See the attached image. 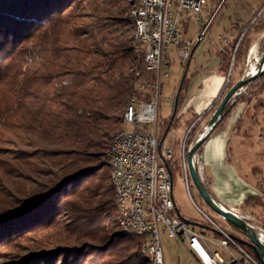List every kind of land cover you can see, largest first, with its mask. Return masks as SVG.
I'll use <instances>...</instances> for the list:
<instances>
[{"label":"trees","instance_id":"16d2710c","mask_svg":"<svg viewBox=\"0 0 264 264\" xmlns=\"http://www.w3.org/2000/svg\"><path fill=\"white\" fill-rule=\"evenodd\" d=\"M129 4L134 1L0 0V145L7 147L0 148L6 159L0 177L10 187L0 197V226L13 220L0 232L8 236L52 224L62 209L80 237L99 244L77 264H148L141 252L145 239L119 226L107 155L129 99H149L146 87L153 81L143 56L133 52ZM260 8L258 20L248 19L242 38L232 42L235 54L242 45L247 55L249 44L243 43L264 18V3ZM207 23L183 69L206 36ZM232 70L225 90L232 86ZM185 83L186 75L160 136L175 122ZM238 99L231 97L215 129ZM200 127L199 118L188 124L194 143ZM194 143L185 142V156ZM94 229L98 236L92 238Z\"/></svg>","mask_w":264,"mask_h":264},{"label":"built area","instance_id":"2783aa9c","mask_svg":"<svg viewBox=\"0 0 264 264\" xmlns=\"http://www.w3.org/2000/svg\"><path fill=\"white\" fill-rule=\"evenodd\" d=\"M138 3V33L135 40L139 54L147 71L153 74V81L146 87L149 99L140 100L134 97L129 105L126 125L133 130L124 129L119 135V146L113 148V163L116 167V180L120 190L122 207L125 209V222L128 230L134 231L137 236L145 239L143 249L156 259L157 264H165L161 246V238L166 236L183 244L186 252L195 264H264L259 262L244 248L240 240L219 227L209 217L204 216L209 228L195 231L193 223L181 218L177 214L172 195L173 187V151L163 142H159V103L162 89V80L168 78V53L176 48V54L181 64L189 58L192 40L184 41L185 25L182 16L193 18L200 29L206 23L203 13L207 0H141ZM263 12L261 9H251L250 23ZM247 27H241L237 35L242 38ZM231 35H219L217 40L221 49H231L234 57L235 49L231 48ZM237 38V37H236ZM257 44L248 51V64L242 79L254 76L260 67L261 58L257 56ZM230 70L228 71L229 76ZM138 91L144 90L138 86ZM245 88L242 87L239 89ZM150 127L147 130L144 127ZM183 175L188 189V169L185 159V149L180 151ZM196 154L193 157V164ZM234 215L236 208L227 209ZM252 231L258 241L264 245V228L262 225L251 223ZM244 245V246H243ZM248 247V246H247Z\"/></svg>","mask_w":264,"mask_h":264},{"label":"rangeland","instance_id":"374dc122","mask_svg":"<svg viewBox=\"0 0 264 264\" xmlns=\"http://www.w3.org/2000/svg\"><path fill=\"white\" fill-rule=\"evenodd\" d=\"M127 1L129 2L131 0ZM132 1H134V4H129V11L131 15L135 5L137 4V0ZM223 1L224 0H207V6L203 13V17L206 19V23L209 21L207 23V27L209 28L204 40L194 51V59H196L198 63L204 64L208 57V50H211V48L218 45V43L220 44L217 40L219 35H231L232 42L236 39V37L238 38L237 35L241 32V27L246 25L248 19L252 18L249 11L251 9H261L260 6L264 3V0H226L224 5L221 7ZM220 7L221 9H219ZM215 14H217V16L212 21V17ZM259 16L256 17L255 21L258 20ZM182 20L186 28L183 32V39L191 38L193 41L201 39L204 33L201 29L204 26L198 29V23L193 18L186 19V17L182 16ZM245 39L247 40L243 44L248 43L249 49L254 44H257V56L261 58L264 54V18L254 27V29L249 30ZM227 49L228 48L223 50L224 56L222 57L223 69L226 73L225 86L228 83V71L231 68H233V70L229 85H234L238 80L242 79L244 74L243 71L246 69L248 64V52L245 56L242 45L239 47L238 53H236L234 57L230 55V50ZM167 53L170 63L167 67L168 78L161 81L162 89L158 113V138L159 140L164 138V142L166 143L165 145L173 151L174 165L172 171V193L175 204L179 210V214L185 220L193 223L194 226H192V228L195 230H198L199 226H204V230L207 231L209 225L207 220L204 218V216H207L229 234L235 236L236 238H242L243 235L239 230L205 205L193 187L188 173L187 189L183 175L180 151L182 147L186 149L185 142L188 144H190V142L194 143V137L190 138V135L193 134H190L188 137L189 128L185 130L181 139L177 137V133L175 131L177 128L175 129L174 127H172V129L165 134L166 137L164 133L160 136L161 131L166 126L169 117L165 119L161 118L166 117L170 113V99H172V108L175 94L182 81L184 72L183 66L177 57L176 48L169 49ZM192 63L193 62L191 61V66ZM263 81L264 79H260L254 83L251 82L253 84L250 83L248 88L245 87L240 91L238 90L234 94V97H239V103L244 105L246 108V115H243L244 126L241 131L246 130L249 135H235L231 141V146L233 148L232 154L234 155V153L237 152V155H234L233 164L236 168H238V170H240L244 179L249 178L253 180L250 173L251 169H260L261 174H259L258 177L264 194V88L262 89L263 91L260 90L262 85H264ZM225 86L223 89L224 93L227 92V89L225 90ZM223 92V95L221 94V98L224 96ZM171 118L172 114L169 118V122ZM172 126H174V123ZM123 128L126 132H131L133 130L131 125H124ZM145 128L150 130V127L148 126L143 129ZM204 128L205 127L201 129L200 127L197 129V132L194 134V136L198 134L197 139L203 132ZM259 128L262 130H259ZM259 132L262 133L263 140L259 144L262 149L258 153L255 149H257L258 146L256 135ZM0 148L7 149L4 145H0ZM185 159L187 162V154ZM4 160H6L5 157L0 156V161L4 162ZM102 161L105 162V157L102 158ZM193 165L198 173L197 160ZM1 179L2 178L0 177V197H2V193L10 192V187L3 184ZM262 200L263 202H260L262 209H258V212L260 213L259 216L256 214L254 215L253 213L249 215L246 211L236 208L237 214L242 216V219L245 222L254 225H262L264 228V196ZM69 217V213L59 209L52 224L30 228L28 230H20L19 233L8 236L0 232V264H77L78 262L85 260L86 254L84 251L97 249L99 244L93 240H88V238L85 239L80 237L78 233L79 231L73 226L72 222L68 220ZM11 223H13V220L3 223L0 226V231L3 230L6 225H10ZM90 233L92 238L98 236L97 229L91 230ZM163 251L165 255L170 252V259L167 260L166 264H193V262L185 256V254L179 257L176 253V247L174 244L166 245L163 243Z\"/></svg>","mask_w":264,"mask_h":264},{"label":"crops","instance_id":"0c3cea01","mask_svg":"<svg viewBox=\"0 0 264 264\" xmlns=\"http://www.w3.org/2000/svg\"><path fill=\"white\" fill-rule=\"evenodd\" d=\"M187 40L193 41L191 38L184 39V41ZM199 40L200 39H198V41ZM203 40L204 38L200 43ZM222 52L223 50L219 43L218 45L213 46L211 50H208V57L204 64L198 63V61L194 59V52L188 67L186 66L184 68L186 83L181 94L182 98L179 108L175 115L174 126H171L170 128V130L172 127L175 129L177 128L175 131L177 137L180 139L185 130H187L188 124L193 117L196 119L199 118L202 128L205 127L213 114V111L211 113L207 112L217 101H220L226 81V73L223 69L221 55ZM191 61L193 62L192 66ZM169 63L170 61L168 58L167 67L169 66ZM171 100L172 99H170V110ZM175 100L176 98L174 99V102ZM245 109V106L241 103L237 104L226 121L214 129L204 141L196 152L197 169L203 185L215 202L224 208H237L246 211L249 215L253 213L254 215L256 214L259 216L260 213L258 212V209H262L260 202H263L262 199L264 196L260 186L261 182L258 177V175L261 174V171L259 168H252L250 173L253 180L249 178L244 179L240 170H238L233 164L234 155H237V152H235L234 155L232 154L233 148L231 146V141L235 135H249L246 130L241 131L244 126L243 115H246ZM169 114L161 119L167 118ZM259 130L262 129L259 128ZM168 132L165 130L164 135ZM256 140L258 146L255 150L259 153L262 149L259 144L263 140L261 132L256 135ZM162 142L166 144L164 138L162 139ZM176 210L177 214L180 216L177 206ZM163 243L166 245L174 244L176 247V253L179 257L185 254V256L195 264L186 252L183 244L178 243L174 239L163 236L161 238V246L165 264L167 263V260L170 259V252L166 255L164 254Z\"/></svg>","mask_w":264,"mask_h":264},{"label":"water","instance_id":"95a60500","mask_svg":"<svg viewBox=\"0 0 264 264\" xmlns=\"http://www.w3.org/2000/svg\"><path fill=\"white\" fill-rule=\"evenodd\" d=\"M260 67L264 65V54L261 57L260 60ZM264 73L263 70H258V72L252 76L245 79L238 80L234 85H232L227 92L224 94L223 98L221 99L219 105L213 112L212 116L210 117L207 125L205 126L203 132L198 137V139L195 141V143L189 148L187 152V169L188 174L191 179V182L193 184V187L195 188L196 192L202 199V201L207 205V207L212 210L213 212L220 215L223 219H225L229 224H231L233 227H235L237 230L240 231V233L244 236L245 239L240 240V242L246 246H248L254 255V257L261 263H264V245L260 243L255 235V233L252 231L250 226L240 217L234 215L221 205H219L217 202H215L208 191L206 190L205 186L203 185L196 169L193 165V157L196 154L198 148L204 143V141L209 137V135L213 132L216 125L221 122L223 118V109L226 106V104L230 101L231 97L242 87L250 84L251 82L255 81L257 78L262 76ZM185 71L183 72V78L182 81L177 89V92L175 94V98H177L178 93L180 91L183 79H184ZM176 103V101H175ZM174 103V104H175ZM176 107L174 105L172 117L175 113ZM162 144V140H159L158 146Z\"/></svg>","mask_w":264,"mask_h":264},{"label":"bare ground","instance_id":"6f19581e","mask_svg":"<svg viewBox=\"0 0 264 264\" xmlns=\"http://www.w3.org/2000/svg\"><path fill=\"white\" fill-rule=\"evenodd\" d=\"M137 2H141V0H137ZM137 14H138V3L135 5V8L132 12V18H133L134 24H133V31H132V36H131L132 37V43H133V52L138 55L139 51H138L137 45L135 44V40H136L137 33H138ZM133 100H134V97H131L129 99L128 104L124 110L121 128H119V130L116 131L111 136V139H110L109 145H108L107 155H108V165H109V169H110V182H111L113 190H114V203H115V206L117 208L119 226L123 232L136 235V233H134V231L128 230V224H124V222H125V209L122 207L120 190H119V186H118V181L116 180V167L114 166V163H113V148H114V146H119V135L122 133V131L124 129L123 126L126 125V118L125 117H127V115H128L129 105H132ZM141 252L143 253L145 258L147 259L148 264H157L156 259H152L151 255H149L148 252L143 249V247H142Z\"/></svg>","mask_w":264,"mask_h":264}]
</instances>
